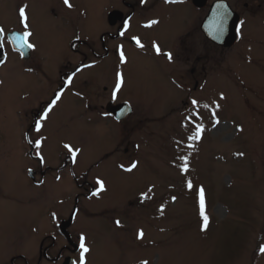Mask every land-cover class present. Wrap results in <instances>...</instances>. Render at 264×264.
I'll return each mask as SVG.
<instances>
[{
  "label": "rangeland",
  "instance_id": "obj_1",
  "mask_svg": "<svg viewBox=\"0 0 264 264\" xmlns=\"http://www.w3.org/2000/svg\"><path fill=\"white\" fill-rule=\"evenodd\" d=\"M249 1L192 0L204 38L196 34L194 47L188 41L172 74L151 51L127 45L124 63L88 56L82 63L81 53L100 49L99 35L110 30L106 12L120 0H69L71 7L64 0H0V264H36L41 241L49 257L59 253L56 264H79L81 236L85 264H264V0L253 12L243 9ZM216 2L237 18L231 45L205 32ZM24 6L31 58L14 53L8 38L25 31ZM138 26L131 30L140 35ZM156 39L171 45L169 35ZM77 63L81 71L37 132L40 105L59 85L62 65ZM123 103L131 112L117 119L112 108ZM196 125L203 131L190 139ZM65 144L79 150L75 158ZM68 231L74 253L61 251Z\"/></svg>",
  "mask_w": 264,
  "mask_h": 264
},
{
  "label": "flooded vegetation",
  "instance_id": "obj_2",
  "mask_svg": "<svg viewBox=\"0 0 264 264\" xmlns=\"http://www.w3.org/2000/svg\"><path fill=\"white\" fill-rule=\"evenodd\" d=\"M258 1L260 0H250L249 2H244L243 9L249 10V12H253L254 10L259 9L261 5L258 4ZM120 2L121 5L113 7L106 12L107 15H105V17L108 25L107 28H109L110 30L103 31L99 35L98 41L100 49H92L90 53H81L79 57L80 59H82V63L84 58L86 59L87 56L92 60H94V58L104 57V60H110L108 63L115 61V59H118L120 61V52L123 51L125 45H127L138 47V49L151 51L155 56L158 57V59H163V61L167 63L166 70L172 73L171 63L177 59H185L187 57L188 53H186V49H188L189 46L188 41L192 43L196 34L201 36L202 39L204 38L203 33L200 29V23H195V9L198 8L194 6L192 0H143V2H141V0H120ZM151 21H156V23L148 26ZM125 22H127V28H125ZM133 23L139 25L138 27L140 35L137 32L131 30ZM196 24L198 25V27L195 26ZM121 32H123L124 35H121ZM157 34H163L167 36L169 35L171 37V45L164 46V43H161L156 39ZM133 37H137L143 47L137 46L136 42L132 39ZM76 40L77 39H73L70 43L71 52L72 47L74 46L72 44ZM194 43L195 42H193V47ZM153 44L157 45L160 48L161 51L159 54L153 47ZM180 49H182L184 52H178ZM31 50L32 49L29 48V53L27 55L30 58L32 52ZM12 51L18 54L20 58L26 57L23 56L15 48H13ZM164 53H171L173 57L172 60H168ZM26 59L28 60L29 58ZM80 64L81 63H77L72 69H68L66 66L62 65V68L64 69L61 71V73H59L61 84L59 82V85L56 86V89L50 90V96L52 97L49 99V101H46L40 105L39 111L44 112L45 109H47L52 101L56 98L57 93L62 94L68 90L71 80L74 79L78 72L81 71L82 64ZM193 71L194 69H191V72ZM78 92L76 93L81 94L80 91ZM118 103L120 104L121 102H117V104ZM109 105L105 107L106 111ZM96 108L97 105L95 103L91 105V112L95 115L97 113ZM100 108H102V105H100ZM31 151L29 150L30 156ZM76 201L77 198L74 199V202ZM75 212L76 206H73L70 214L68 215V218L70 216L74 217ZM58 232L61 233L60 229L58 230ZM69 235L71 238L70 240H65V245H61L63 248L61 251L74 253L77 250V245L76 243H74L75 239L73 236V231H71ZM37 253L38 257L35 256L36 264H42L44 262H47L48 264H56L55 260L59 257V253H56L55 258H52L51 256L49 257L47 248H42V241L38 246ZM54 254L52 253V255ZM29 261L25 259L24 264H31Z\"/></svg>",
  "mask_w": 264,
  "mask_h": 264
},
{
  "label": "snow or ice",
  "instance_id": "obj_3",
  "mask_svg": "<svg viewBox=\"0 0 264 264\" xmlns=\"http://www.w3.org/2000/svg\"><path fill=\"white\" fill-rule=\"evenodd\" d=\"M141 2H143V0H141ZM64 4L68 7H71V4L69 3V0H64ZM19 17H20V21L23 24L25 31L23 32L22 35H13L12 37V41L13 42H18L19 46L21 48L23 47H28V48H33L34 45H32L31 43L28 42L27 38L31 36V32L28 31V23H27V15H26V6L24 7H20L19 8ZM156 23V21H151L150 24L148 26H150L151 24ZM222 22H218V23H214L211 26V31L215 32L217 30L220 29V24ZM125 28H127V22H125ZM3 32L4 30L2 28H0V36H3ZM121 35H124L123 32L120 33ZM137 46L139 47H143V45L140 43V40L137 37H133L132 38ZM153 47L156 49L157 53H160V48L153 44ZM164 55L168 58V60H172V54L171 53H164ZM120 62L124 63L125 62V56L124 53L121 51L120 52ZM79 70V69H78ZM70 82V81H69ZM122 84V78L120 77V74H117V83H116V91H118L121 87ZM113 97L115 98V91L113 93ZM223 98V97H222ZM60 99V94L57 93L56 94V98L52 101V103L49 105V107L47 109H45L44 113L39 117L38 120H36L35 122V126H36V131L39 132L41 127H42V121L45 120L47 118L48 112L51 110L52 106L55 105L56 101ZM198 102L196 100L192 101V104L195 106ZM204 107H207V105H204ZM218 123V121H217ZM203 131V126L202 125H196V130L193 134L192 137H190V139H199L201 132ZM31 142V141H30ZM36 147L39 148L41 141L37 140L35 142ZM64 147L68 150V152L72 155L73 158H75L77 151H79L78 149H73L72 146L65 144ZM180 160L182 161V164L180 165V170L181 172H186L188 170V165H187V158L186 157H180ZM136 167V164L133 163L131 165V167H129L128 169H126V171H132L133 168ZM97 183L100 185V189H103V183L100 180H97ZM187 187L189 190H191L193 188V185L191 183V181L187 182ZM149 191H151V189H149ZM96 193H93V195H95ZM145 196V198H148L146 194H142ZM173 199H175V197H173ZM197 199H198V204H199V214L200 217L203 221L202 224V230H205L208 226V216L206 215L205 212V190L203 189V187L199 188L197 190ZM163 211V208H161V212ZM117 223L119 224V221H117ZM143 232L141 231L138 234V238H142L143 237ZM80 248H81V253H80V259H79V264H85V253H87L89 251V249L85 246V238L83 236L80 237ZM260 252L264 253V245H262L260 247ZM142 264H147L146 261L142 262Z\"/></svg>",
  "mask_w": 264,
  "mask_h": 264
},
{
  "label": "water",
  "instance_id": "obj_4",
  "mask_svg": "<svg viewBox=\"0 0 264 264\" xmlns=\"http://www.w3.org/2000/svg\"><path fill=\"white\" fill-rule=\"evenodd\" d=\"M194 1H195V3L196 2L201 3L204 0H194ZM234 15L235 14H233L229 8L226 9V8L222 7V5H220V2L214 3V6L212 7L210 14L205 19V24L207 25V29H205L206 34L209 37L211 36L213 41H215L217 43H221L224 45L233 44L237 40V35H236L237 18ZM218 22H222L220 24V29L215 31V32L211 31L210 30L211 26L214 23H218ZM223 28L226 30L225 34L222 33ZM16 34L22 35L20 33H11V34L9 33L8 34L10 44L12 45L13 48L17 49L23 56H27L28 51H29L28 47L21 48L19 46L18 42H16L17 46L13 45L12 37H13V35H16ZM1 38H2V36H0V63H2V61L5 59V53L3 52ZM112 110H113V113L115 114L116 118L120 119L124 115L131 112V107L127 103H123L119 106L113 107ZM68 221H70V219ZM68 223L69 222H67L63 225V229Z\"/></svg>",
  "mask_w": 264,
  "mask_h": 264
}]
</instances>
